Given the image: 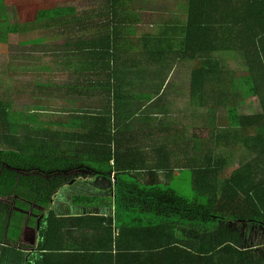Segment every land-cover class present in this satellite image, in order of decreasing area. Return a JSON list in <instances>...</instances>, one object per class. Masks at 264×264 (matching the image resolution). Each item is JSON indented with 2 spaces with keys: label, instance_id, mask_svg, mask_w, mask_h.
Returning <instances> with one entry per match:
<instances>
[{
  "label": "trees",
  "instance_id": "16d2710c",
  "mask_svg": "<svg viewBox=\"0 0 264 264\" xmlns=\"http://www.w3.org/2000/svg\"><path fill=\"white\" fill-rule=\"evenodd\" d=\"M79 1L0 0V53H9L10 34L34 30L41 34L18 44L40 46L37 52L44 46L45 56L60 59L61 73L70 68L69 61H80L83 68L76 75L85 76L84 82L40 84L34 89L24 84L20 89L10 88L0 79V90L4 88L0 91V205L5 206L0 209V253L17 250L13 236L25 231L28 216L23 211L29 205L49 204L81 174L107 172L113 160L118 166V156L136 154L126 148L127 126L118 114L119 94H115L120 76L141 70L137 61L134 67L123 62L133 48L124 29L131 28L130 14L136 12L128 0H101L96 7L81 11L75 4ZM186 13L185 24L177 28L181 47L174 54L193 61L189 90L192 102L198 103L192 114L175 119L181 145L177 141L174 153L161 147L160 156H188L184 134L188 128L194 130L195 158L173 165L193 172L196 197L183 198L160 187L141 194L117 176V208L135 210L136 205L146 204L153 217L141 225L136 218L126 223L123 217L117 228L116 254L104 251L101 260L106 258L105 264H264V256L255 254L264 250L246 248L240 227L241 222L264 224V0H188ZM95 14L98 18L92 19ZM97 26L104 29H98V39L93 35ZM59 39L65 42L47 48L49 41ZM166 54L167 50L160 49V56ZM102 77H111L115 83L95 80ZM60 98L65 104L54 106L53 101ZM255 103H260V112H240V107ZM46 105L54 106L52 111L59 116L45 119ZM220 108L226 119L215 117ZM196 116L204 117L198 122ZM166 171L172 172L171 166ZM173 215L213 229L206 235L199 233L204 229L192 228L194 245L174 235L168 238L160 218ZM49 217L45 224L50 243L55 228L66 226L62 222L81 228L99 220L91 215L61 221L53 214ZM104 221L106 237L112 218ZM104 245L101 241L100 247ZM38 250L43 258H50L44 251L62 249L45 244ZM9 256L4 264L12 263Z\"/></svg>",
  "mask_w": 264,
  "mask_h": 264
},
{
  "label": "crops",
  "instance_id": "0c3cea01",
  "mask_svg": "<svg viewBox=\"0 0 264 264\" xmlns=\"http://www.w3.org/2000/svg\"><path fill=\"white\" fill-rule=\"evenodd\" d=\"M128 1L136 13L130 14L131 28L124 29V32L128 34L127 38L133 42V48L128 49L130 51L124 56L123 62L127 67H134L137 61V66L141 70L139 73L134 70L120 76L117 80L119 84L115 87V94L116 92L119 94L120 111L118 114L123 115V122L127 126L124 129V136L128 139L126 148L136 154L118 156L116 160L119 161L118 166L114 165L113 160L107 172L94 170V172L81 174L83 178L62 187L56 199L49 204L29 205L28 211H23L27 212L28 216L24 221L26 225L23 223L26 233L21 231L20 235L13 236L17 239V250L9 252L13 259L11 264H105L106 258L101 260L105 257V252L113 256L116 254L117 228L123 224V217L126 223L136 218L137 225L147 224L149 218L153 217L146 204H141V208L140 205H136L135 210L117 208L115 202L117 176H120L119 180L123 182V185L127 187L134 185L132 188L141 194L153 187L172 190L178 194L173 187V182L181 174L187 173L185 180L187 179L190 190L195 193L193 172L182 171L173 165L181 160L187 161L195 158L191 148L194 130L188 128L184 134L189 141H187L188 156H160L161 147L172 150L177 147L178 142L179 146L181 145L180 126L175 124V119L192 114L196 103L192 102L189 90V75L193 61L189 57L180 58L174 54L175 50L181 47V36L177 28L180 25L183 26L188 17L186 13L188 0H173V7H179L174 13L163 11L153 13L157 11L149 9L150 4L146 0ZM161 1L163 0H160V4H162ZM95 4L99 5L98 0L97 3L94 0ZM149 10L152 13H148ZM96 18L98 17L95 14L92 19ZM94 28L93 35L98 39V29L101 32L104 29L98 26ZM160 49L167 50L168 54L160 56ZM152 50L157 51L155 55L150 53ZM68 65L70 68L62 74L70 77H68L69 81L67 80L64 84L70 80L84 82L85 76L76 75V71L83 68L81 62L77 61L72 64V61H69ZM184 66H187L186 74H175V70ZM126 70L129 71L128 68ZM97 79L115 83V79L111 77L95 78ZM182 84H185L188 90ZM256 104L259 105L256 111L260 112V103L254 105ZM132 115L135 117L129 118ZM175 138L176 140L173 141ZM168 166H171L172 172L166 171ZM66 172L64 171L65 175H68ZM209 177H212V174H209ZM0 209H5V206L0 205ZM52 214L60 221L72 216L90 215L98 217L99 220L81 228L62 222L66 226L61 229L55 228V235L50 238V243L45 221ZM107 217L112 218V226L105 237L102 227L106 225L107 222L104 220ZM22 219L24 218L21 217V221ZM160 222L168 233V238L174 235L184 241H191L193 245L192 228L204 229L199 233L206 235L209 230L213 229V226H201L177 215L168 219L160 218ZM240 225L244 230L242 237L245 238L246 248L264 250V224L250 221L241 222ZM101 241H105L103 247H100ZM45 244L62 250L53 253L44 251L50 258H43L38 248L44 247ZM248 244L252 246L248 247ZM125 247L126 245H123V248ZM2 248L3 246L0 245V250ZM9 253L7 254V251L0 253V264H4V260L9 259ZM255 254L264 256V251H256ZM48 259H52L53 262H48Z\"/></svg>",
  "mask_w": 264,
  "mask_h": 264
},
{
  "label": "rangeland",
  "instance_id": "374dc122",
  "mask_svg": "<svg viewBox=\"0 0 264 264\" xmlns=\"http://www.w3.org/2000/svg\"><path fill=\"white\" fill-rule=\"evenodd\" d=\"M149 2V9L152 11H157L153 13H161L162 11L164 13H174L178 11L179 7L174 8V2L173 0H163L161 1L162 4H160V0H146ZM97 3V0H95ZM101 0H98V3L100 4ZM79 9V11L83 10L84 8H92L96 7L97 4L94 5V0H80L79 2L75 3ZM150 12V10L148 11ZM41 33H37L34 30L33 31H27L24 32L22 35H15L10 34L8 37V42L10 43L9 46V53L3 54L0 53V79L4 78L6 81V84L9 85L11 88L20 89L23 84L28 89H34L37 88L40 84H55V85H62L67 80L69 81L68 75H63L62 67L60 66V59H56L52 55L48 57L44 55L45 47L43 46L39 52L36 50L40 48V46H31L29 44L25 45H19V40L27 39V38H34L38 37ZM65 42V39H59L55 41H49V43L46 45L47 48L55 47L57 44H62ZM33 48V50L27 51L28 49ZM24 55H35V60H25L23 57L20 58V56ZM187 66H184L183 68H179L178 70H175V74H186L187 73ZM71 81V80H70ZM185 85V84H182ZM181 85V86H182ZM186 86V85H185ZM5 87V85H4ZM185 88V87H184ZM186 90H188V87L186 86ZM1 92L4 91V88L0 90ZM41 100L46 101L45 97H41ZM62 99H56L53 101L54 106H63L65 102L61 101ZM68 103V101H67ZM198 103V102H197ZM195 103V105H197ZM52 104V103H50ZM52 107V105H46L45 110H47L45 116V119H53L59 116V114H55L52 110L55 107ZM257 107L259 105H248V106H242L239 108L240 112L243 114H250L254 111L258 110ZM208 110V109H207ZM216 113H214L215 117H223L224 119L227 118V114L224 111L223 108L216 109ZM204 116H196V119L198 122L200 121V118H203ZM25 120V118H24ZM198 124V123H197ZM236 160V157H235ZM187 172V171H185ZM187 174V173H185ZM185 174H181L179 178H176L173 182V187L178 191V195L187 198V199H194L196 197V194H194L189 187L187 179L185 180ZM252 244H248V247H251Z\"/></svg>",
  "mask_w": 264,
  "mask_h": 264
}]
</instances>
